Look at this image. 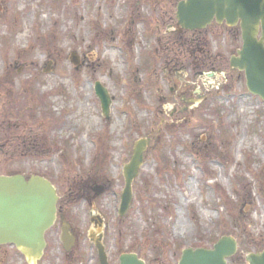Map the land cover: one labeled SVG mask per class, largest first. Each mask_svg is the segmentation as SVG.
<instances>
[{
    "label": "rangeland",
    "instance_id": "obj_1",
    "mask_svg": "<svg viewBox=\"0 0 264 264\" xmlns=\"http://www.w3.org/2000/svg\"><path fill=\"white\" fill-rule=\"evenodd\" d=\"M179 1L0 0V146L23 138L38 155L0 153V175L55 180L65 197L106 188L93 215L107 218L112 264L131 251L147 264H178L184 249H211L223 236L241 242L237 263L264 241V102L230 69L233 33L211 28L209 45L189 55L193 37L174 26ZM201 50L227 76L218 93L197 75ZM98 81L113 100L108 120ZM140 139L151 143L119 219L123 167ZM47 258L69 259L53 248Z\"/></svg>",
    "mask_w": 264,
    "mask_h": 264
},
{
    "label": "water",
    "instance_id": "obj_2",
    "mask_svg": "<svg viewBox=\"0 0 264 264\" xmlns=\"http://www.w3.org/2000/svg\"><path fill=\"white\" fill-rule=\"evenodd\" d=\"M178 27L182 30H203L213 22L234 27L240 23L242 48L230 61L232 70L244 72L248 90L264 101V0H184L177 8ZM71 62L80 66L72 54ZM95 91L106 118L110 117L112 99L99 82ZM150 139L134 145L133 156L124 167L125 188L119 214L124 216L133 199V184L144 165ZM59 197L44 177L22 174L0 176V246L13 245L34 264L46 248V232L54 225ZM67 232V231H65ZM101 261L107 263L104 248L98 245ZM238 243L233 237L221 238L213 249H186L179 264H229ZM120 264H146L136 254H123ZM246 264H264V251L246 256Z\"/></svg>",
    "mask_w": 264,
    "mask_h": 264
},
{
    "label": "flooded vegetation",
    "instance_id": "obj_3",
    "mask_svg": "<svg viewBox=\"0 0 264 264\" xmlns=\"http://www.w3.org/2000/svg\"><path fill=\"white\" fill-rule=\"evenodd\" d=\"M176 27V33H181L183 35L192 36L191 31H184L178 29L177 23H174ZM221 29L227 30L230 33H234L240 41V29L238 26H235L233 29L228 28L225 24L220 26ZM168 34V33H167ZM171 35V34H169ZM181 38V37H180ZM176 41V40H175ZM189 55L192 56L190 50L195 48L190 41ZM197 58L195 59L196 63H200L204 58V51H198ZM53 186L56 188V191L59 196V201L57 205V219L53 228L46 235V252L44 256L37 261L35 264H51L47 255L49 254V249L53 248L55 250L62 251L63 254L67 255L69 258L67 264H102L100 259L98 245L104 246L106 253L109 257V264H112L110 260V255L108 254L109 244L106 240V228H107V218L104 216V212L94 214L93 205L94 202H97L99 205L100 199L103 194H105L106 188L103 186H95L93 188L90 186V193L84 188L79 196H73L72 193L65 197L61 195V190L59 189L57 182L50 180ZM82 202L87 204V208H83ZM78 209H83V215L77 213ZM81 212V211H80ZM90 212H92L90 214ZM85 216V217H84ZM67 231V232H65ZM5 247L14 249L10 254L5 252ZM77 250V251H76ZM88 250L91 251L92 256H88ZM20 255V260L25 261V264H34L24 257L20 251H18L14 246L4 245L0 247V264L12 263L14 261V255ZM78 252L81 254V258L76 259L75 256L78 255ZM72 257V259H71ZM64 263V262H63Z\"/></svg>",
    "mask_w": 264,
    "mask_h": 264
},
{
    "label": "trees",
    "instance_id": "obj_4",
    "mask_svg": "<svg viewBox=\"0 0 264 264\" xmlns=\"http://www.w3.org/2000/svg\"><path fill=\"white\" fill-rule=\"evenodd\" d=\"M215 26H217V25H215ZM209 30L202 31V32L198 31V32L192 33L193 40L192 39L191 40H192V44L193 45L195 44L194 47H196L197 45H200V46L203 45V47H205L204 45H207V46L209 45V43L207 42L208 41V37L206 35V33ZM176 41H177V43H179L178 40H176ZM234 44H235V47H236V42ZM234 44H233V46H234ZM188 48H190V45H188ZM215 58L216 59L221 58L220 54L215 55ZM200 65H202V66H200ZM192 66H194V68H197L196 65L192 64ZM199 66H200L199 69L201 71H204V70H207V69L208 70L217 69V66H214L212 64H210L208 66V63H207V61L205 59H203L202 63H199ZM219 69H224V67L221 66V68H219ZM21 141H23V142L20 143ZM32 145L34 147V144H30L27 139L20 138L19 142L15 143V144H13V141H10V145L8 146V148H6V146H2V144H1L0 153L2 155L5 154V153H6V155L10 154V158L11 159L16 158V157L22 158L24 160H25V158L35 159L38 155H36L33 152L34 148H32ZM254 248L257 249V250H260V249L264 248V241L262 240V238L255 243Z\"/></svg>",
    "mask_w": 264,
    "mask_h": 264
}]
</instances>
